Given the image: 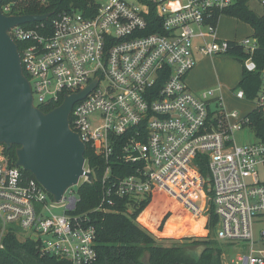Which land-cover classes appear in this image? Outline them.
Masks as SVG:
<instances>
[{"label":"built area","instance_id":"built-area-1","mask_svg":"<svg viewBox=\"0 0 264 264\" xmlns=\"http://www.w3.org/2000/svg\"><path fill=\"white\" fill-rule=\"evenodd\" d=\"M239 1L109 0L97 2L89 13L62 12L50 24L16 25L9 34L21 43L35 105L64 100L98 80L70 115L86 148L88 143L105 161L96 210L109 211L121 199L166 195L197 222L203 218L206 227L213 208L217 240L249 241V253L232 262L264 264V230L256 234L264 225V141L250 125L249 113H229L216 90L195 93L187 82L197 53L228 54L231 45L243 50L246 70H258L256 38L228 40L217 33L224 11ZM245 1L264 7V0ZM1 9L12 15L11 4ZM153 16L157 29L149 31ZM237 96L264 115V69L258 94L248 99L238 89ZM244 131L255 139L238 143L236 135ZM115 164H130L133 171L119 176ZM85 170L95 177L87 158ZM82 178L89 181L87 175ZM79 185L56 202L35 177L11 164L0 144L2 234L24 233L41 255L95 263L96 228L88 213H71L80 199ZM57 208L63 212L56 213Z\"/></svg>","mask_w":264,"mask_h":264},{"label":"trees","instance_id":"trees-1","mask_svg":"<svg viewBox=\"0 0 264 264\" xmlns=\"http://www.w3.org/2000/svg\"><path fill=\"white\" fill-rule=\"evenodd\" d=\"M11 14H45L52 15L45 21H51L60 13L65 11L79 10L87 13L97 8L95 0H3L2 5L14 2ZM224 14L234 16L240 21L249 24L254 32L251 35L257 39L258 48L254 54L257 62V71H248L243 68L242 79L238 85L245 91L248 99H253L261 87V71L264 69V13L259 14L251 9L248 1H239ZM155 16L151 17L149 31H155ZM37 22L26 25L34 26ZM21 49V43L19 42ZM243 50H238L234 45L230 47V53L235 54L242 62ZM238 54V55H237ZM63 97L58 102H46L40 105L45 112H49L62 103ZM250 125L255 130L256 136L264 141V115L253 110L249 113ZM4 152L8 155L12 165L16 162L15 147ZM85 156L88 163L94 167V182L82 181L77 187L79 201L76 209L71 212L75 214H89L90 222L97 231L96 249L98 252L97 261L93 264H222V249L219 240L216 239L215 228L217 216L213 208H210V216L206 227L201 228L200 224L186 211L188 219L186 223L177 224L174 211H168L158 226L160 231L166 230L174 235L201 234L199 236H183L179 239L166 236H157L146 228L141 222L145 211L149 209L155 197L146 199H121L109 211L96 210L102 199V184L100 175L104 168L105 161L96 156L93 149L87 143ZM114 164V163H113ZM115 169L118 165H114ZM124 167L123 169L121 168ZM117 167L119 176L132 173V165L121 164ZM24 174L29 177L34 175L29 171ZM203 175L207 176L208 169L201 165ZM161 196V195H160ZM132 208V211L131 209ZM173 218V219H172ZM194 222H193V221ZM211 233L214 237L211 238ZM171 240L180 242L175 245H164L159 241ZM0 264H71L68 260L60 259L51 255H41L36 242L32 238L21 240L18 232L8 230L1 235L0 226ZM194 247V248H192Z\"/></svg>","mask_w":264,"mask_h":264},{"label":"water","instance_id":"water-1","mask_svg":"<svg viewBox=\"0 0 264 264\" xmlns=\"http://www.w3.org/2000/svg\"><path fill=\"white\" fill-rule=\"evenodd\" d=\"M0 0V144L15 147V165L31 172L39 183L60 202L68 189L79 185L85 170L86 144L70 124L76 102L83 99L98 80L84 90L66 95L60 105L45 112L34 103L19 46L9 30L19 24L49 19L45 14L7 15Z\"/></svg>","mask_w":264,"mask_h":264},{"label":"rangeland","instance_id":"rangeland-1","mask_svg":"<svg viewBox=\"0 0 264 264\" xmlns=\"http://www.w3.org/2000/svg\"><path fill=\"white\" fill-rule=\"evenodd\" d=\"M40 1L42 3H44V0H40ZM95 1L98 3H107L109 0H95ZM129 1H133V0H129ZM8 3L11 4L13 7L15 5V1L14 2H8ZM250 7H251V9H253L254 11H256L259 14L264 13V7L261 6L257 2H254V1L250 2ZM217 33H218V36L220 38L228 39V40H235V39L238 40V39H243V38L247 37L248 35L251 36L249 25L242 23V21H240L239 19H237L234 16H230V15H226V14H223L220 17ZM222 55L226 58H231L234 61H236V63H238V65L237 64L233 65L234 68H232V69L233 70L237 69V70L234 71L232 75H230L231 74L230 71L227 70L225 68V66H223V64L221 66V65H219V63L216 64V63H213L211 61L210 66L212 68L216 67V70L213 71L214 75H213V77H211L209 79V84L202 86L200 89H197V90H195L189 86L192 91H194L195 93H203L204 91L219 90L222 86L221 84L224 81V78L225 79H227L229 77L235 78L237 76V73H239V70L240 69L243 70V65L241 64V61L238 60V58L235 54H232V53L220 54V56H222ZM202 56H205V55H202ZM200 57L201 56H198V57L196 56L197 64L200 63ZM238 85H236V87L233 88V90H235V91L232 90V92L228 96H226V95L223 96L224 103H225V109L229 113L236 111V110H239V112L241 114L245 115V114H248L251 111H253L254 105H253V102H251L249 100L238 99L236 96H234V92H236V89L240 88V87H238ZM212 108L214 111H217L216 104H214V106ZM255 137L256 136L249 131L239 132L236 135V139H237L238 143H244L247 140H250V141L254 140ZM261 172L263 173V170H261ZM263 178H264V176H263ZM83 179L84 178H82L81 181H83ZM130 209L132 211V208H130ZM183 209L184 208H182L172 198H170L166 195H161V196L157 195L154 199L152 206L149 209H147L145 211L144 215L142 216V218H141L142 222L141 223L146 228L151 230L154 234H156L157 236H166V237H173V238L179 239L183 236H191V235L192 236H199V235H201V234H183V235L178 234V235H174V234L169 233L166 230V228L164 231L159 230L158 226L161 222V219L163 218V216L168 211H172V210L174 211V217L173 218H175V221L177 222V224H182L183 222L184 223L189 222V221H187L189 216L186 215V213H185L186 211ZM54 211L56 213H62L63 208H57ZM189 215H191V214H189ZM192 218H194V217L192 216ZM195 221H197V220H195ZM199 222L198 223L200 224L201 228H203L204 219L200 218ZM259 230H264V225H260L256 229V234H259ZM1 235H2V232H1ZM18 237L21 240L27 239L25 234L22 232L18 233ZM213 237H214V235H213V233H211V238L213 239ZM218 242H219L220 248L222 249V254H221L222 264H235L232 262L233 258H236L239 254H248L249 253V241L240 240V241H236L234 243L233 242L229 243L226 241H218ZM159 243H162L164 245H175V244L180 243V242H176V241L174 242L171 240H163V241H159ZM192 248H194V247H192Z\"/></svg>","mask_w":264,"mask_h":264},{"label":"crops","instance_id":"crops-1","mask_svg":"<svg viewBox=\"0 0 264 264\" xmlns=\"http://www.w3.org/2000/svg\"><path fill=\"white\" fill-rule=\"evenodd\" d=\"M242 23H245L242 21ZM219 24V23H218ZM247 24V23H245ZM249 25V24H247ZM250 26V25H249ZM254 30L253 28L250 26V33L251 35L253 34ZM249 36V35H248ZM201 56L200 57V63L196 65V67L189 73L188 77H187V82L189 84V86L195 90L200 89L202 86L208 85L209 84V79L211 77H213L214 73L213 71L216 70V67L212 68L210 66V62L212 61L213 63H219V65L225 66V68L227 70L230 71V75L233 74L234 71H236L237 69H232L234 68L233 65L237 64L236 61H234L231 58H226L223 55H215V56H202L200 53H197L196 55ZM242 64V62H241ZM240 65V64H239ZM243 65V64H242ZM244 68V67H243ZM241 70V69H240ZM239 73H237V76L234 78H224V81L222 82V86L219 90H216V97L222 99V101L224 102L223 96L226 95L228 96L234 87H236V85H238L242 79V75H243V70L240 71ZM217 72V71H216ZM236 75V74H235ZM241 89V88H238ZM236 92H234V96H236L238 99H241L237 96V90ZM235 91V90H233ZM245 100V99H243ZM225 104V103H224Z\"/></svg>","mask_w":264,"mask_h":264}]
</instances>
